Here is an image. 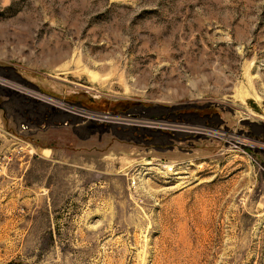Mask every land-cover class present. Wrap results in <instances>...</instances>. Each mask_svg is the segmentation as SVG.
Wrapping results in <instances>:
<instances>
[{
  "label": "rangeland",
  "instance_id": "374dc122",
  "mask_svg": "<svg viewBox=\"0 0 264 264\" xmlns=\"http://www.w3.org/2000/svg\"><path fill=\"white\" fill-rule=\"evenodd\" d=\"M0 204V264H264V0H0Z\"/></svg>",
  "mask_w": 264,
  "mask_h": 264
},
{
  "label": "built area",
  "instance_id": "2783aa9c",
  "mask_svg": "<svg viewBox=\"0 0 264 264\" xmlns=\"http://www.w3.org/2000/svg\"><path fill=\"white\" fill-rule=\"evenodd\" d=\"M174 165L175 164L168 165V164H165V163H158V166L162 167L165 170V172H167V173H171L172 172ZM132 181H133V184H134L135 180L132 179Z\"/></svg>",
  "mask_w": 264,
  "mask_h": 264
},
{
  "label": "crops",
  "instance_id": "0c3cea01",
  "mask_svg": "<svg viewBox=\"0 0 264 264\" xmlns=\"http://www.w3.org/2000/svg\"><path fill=\"white\" fill-rule=\"evenodd\" d=\"M3 206H4V204L3 205L0 204V211H4V213H5L7 210H5V206L4 207ZM6 213H8V212H6ZM0 227H2L1 224H0Z\"/></svg>",
  "mask_w": 264,
  "mask_h": 264
}]
</instances>
